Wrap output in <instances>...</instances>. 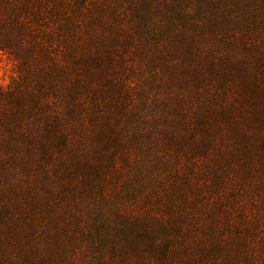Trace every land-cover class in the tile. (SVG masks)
<instances>
[{
	"label": "trees",
	"instance_id": "obj_1",
	"mask_svg": "<svg viewBox=\"0 0 264 264\" xmlns=\"http://www.w3.org/2000/svg\"><path fill=\"white\" fill-rule=\"evenodd\" d=\"M78 2L81 0H75L71 9L67 0H0V50L20 69L14 85L0 88V165L6 167L0 175V264H59L63 258L55 257L48 245L36 241L35 227L42 221L40 226L45 228L46 219H52L69 238L86 236L87 240L79 243L85 248L91 245L94 255L105 240L114 244L118 236L131 249L143 246L150 264H264V53L254 58L253 49L248 48L247 57H238L235 45L228 56L214 58L208 68L201 59L192 76L177 88L165 86L160 99L150 98L146 87L130 82L133 76L125 67L131 65L140 71V60L133 59L130 64L122 61V70L113 73L96 72L88 64L82 70V60L73 47L79 43ZM132 41H137L135 36ZM22 52L33 64L31 90L23 86ZM118 57L121 55L116 61ZM149 71L159 80L165 76L153 68ZM107 80L113 89L106 100L97 94V83ZM172 96L183 103L172 105ZM155 106L159 114L163 111L160 123L151 119ZM95 117L104 118L100 132H93L87 124ZM138 134L191 139L188 151L171 160L172 169L162 168L158 173L145 165L133 169L127 165L128 159L121 162V169L133 171L134 185L149 192L146 198L168 195L174 206L178 203L179 209H187L182 217L184 228L192 224L188 209H199L195 206L201 204V210L209 211L212 217L209 223L231 234L229 241L220 238L213 250L201 249L196 242L192 248L186 242L187 234H166L174 224L163 206L141 215L136 201L123 209L109 204L112 189L122 191L123 187L122 180L109 178L117 165V152L108 155L109 145H125V152L131 154L138 140L128 137ZM17 149L21 151L19 158ZM155 180L152 188L150 183ZM248 183L259 186L249 195L255 203L254 217L239 214L232 219L224 202L214 206L225 195L234 205L238 197L249 192ZM48 185L60 198L54 199L48 210L49 201L44 203V211L36 219L32 218L36 210L28 208V203L8 197L11 188L14 193L26 189L35 198L48 191ZM242 185H248L245 193ZM78 195L92 204L100 198L102 208L108 210L113 238L93 239L82 233L89 230L94 216L89 211L76 213ZM115 220L121 223L115 225ZM95 224L102 231L106 221ZM126 228L129 231L125 232ZM77 249L69 251L74 255Z\"/></svg>",
	"mask_w": 264,
	"mask_h": 264
},
{
	"label": "rangeland",
	"instance_id": "obj_2",
	"mask_svg": "<svg viewBox=\"0 0 264 264\" xmlns=\"http://www.w3.org/2000/svg\"><path fill=\"white\" fill-rule=\"evenodd\" d=\"M67 1L68 6L72 9L75 0ZM77 6L80 7L78 13L80 20L79 43H75L73 47L82 60V70L88 64L96 72L111 71L113 73L122 70V65H120L122 61H129L130 64L133 59L140 60L141 72L131 65H125V67L133 76L130 78V82L134 83V86L140 87L141 84L146 87L150 98L160 99L162 96L160 91L165 86L177 88L182 80L187 76H192L197 70L196 68L201 65V59L205 60L202 63L204 64L203 67L208 68L214 58L228 56L230 48L235 45L238 47L236 52L238 57H247L248 48L253 49L254 58L264 53V0H81ZM134 36L137 39L136 42L132 41ZM117 55H121V59L118 57L116 61ZM21 58L22 74L26 77L23 86L27 90H31L34 88V84L30 81L32 80L31 67L33 64L30 58L23 57V52ZM149 68H153L154 71H159L165 76L159 80L150 74ZM17 69L19 67L10 55L0 50V88L14 85ZM136 72L139 75H136ZM97 84V94L104 96L107 100L111 95L110 90L113 89L112 83L107 80ZM169 102L177 106L183 103L175 96H172ZM186 102H190V100L184 103ZM155 104L157 105V103ZM162 116L163 111L159 114L156 106L151 109V119L155 123H160ZM102 120L104 118L97 120L96 117L94 120H87V124L90 125L89 129L93 132L96 129L97 132L103 130ZM127 132L126 130L123 134V140H125ZM128 138L138 140L131 154L125 152V145L117 146V143H110L109 145L108 155L115 153L114 151L117 152V154L115 153L116 158L114 157L117 165L109 172V178L113 181L122 180L123 186L122 191L112 189L113 194L112 199L108 201L109 204L123 209L136 201V205L141 206L138 209L141 215L148 209L158 208L157 210H159L163 206L164 213L168 214L174 224L166 234L169 237L180 233L187 234L185 236L186 242L192 248L196 242L201 249L213 250L218 246L220 238L229 241L231 234L227 229H218V226H212L209 223L212 217L209 216V211L201 210V204L195 206L200 210L188 209L192 213L190 216L192 224L191 227L184 228L185 223H183L182 217L185 216L187 209H179L178 203L174 206L168 195H155L154 198H146L149 192L140 191L139 187L134 185L130 174L133 171L127 168L121 169V165H123L121 162L126 159H128L127 165L133 169L138 165L149 167L153 173H158L160 169H166V167L172 169L171 160L178 154L188 151L187 148L190 147L191 139L182 138V135L170 139L167 136L158 135L146 137L144 134L131 135ZM182 145L184 146L183 149L180 148ZM16 152V157L19 158L21 151L19 152L17 149ZM21 162L24 161L21 160ZM18 164L17 159L16 168ZM5 168L0 165V175L6 172ZM22 168L23 172L26 173L27 170L23 166ZM31 172L39 174L34 168H31ZM262 179L261 176L260 182ZM157 180L150 183L152 188ZM256 184L249 185L248 183L249 192L244 194L246 198L238 197L234 205L231 203L230 196L225 195L221 200L215 202L214 206L224 202V210L232 212V215L229 216L232 219H235L239 214H244L248 218L254 217L256 212L253 204L255 205V203H251L249 195L254 189L259 188ZM26 185L28 186V183ZM248 185L241 186L240 189L243 190V193H245ZM236 189H230L227 192ZM263 189L264 185L262 186ZM25 190L20 189L14 193L10 188L8 197L11 201L22 199L24 204H29L28 208H34L37 215L32 217L33 219L41 217L44 211L42 206L44 203L49 201L46 208L48 210L51 202L60 198L54 189H49V185L48 191L40 193L35 198ZM99 199L98 197L97 201L92 204L87 201L84 195L76 196L75 201L78 203L76 213L89 211L94 216V219L89 222L94 224L101 220L106 221V226L102 231L97 224L93 228L92 223H89V230L83 229V234H89L93 239H111L114 232L108 228V210L106 206L102 208ZM169 206L174 209L169 208ZM258 206L263 207L261 204ZM124 210L126 213L127 209ZM181 212L182 214H180ZM41 222H38L35 227L36 241L48 245L50 247L48 248L49 252L53 253L55 257L63 258L59 264H150L143 246L139 250L135 247L131 249V246L124 245L118 236L114 244H109L105 240L101 251L94 255L91 245H87L85 248L79 243V240H87L86 236H83L82 239L73 236L69 238L67 233L52 219L43 220L46 225L45 228L40 226ZM119 223H121L119 220L114 222L115 225ZM127 231H129L128 228L125 229V232ZM166 234H163L162 237H167ZM125 235L127 234L125 233ZM75 247L78 249L72 255L69 250ZM124 252H128L127 258L124 257Z\"/></svg>",
	"mask_w": 264,
	"mask_h": 264
}]
</instances>
